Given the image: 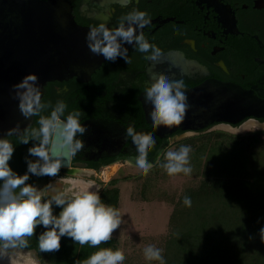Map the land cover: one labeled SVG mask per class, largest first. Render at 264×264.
Listing matches in <instances>:
<instances>
[{
  "label": "flooded vegetation",
  "instance_id": "1",
  "mask_svg": "<svg viewBox=\"0 0 264 264\" xmlns=\"http://www.w3.org/2000/svg\"><path fill=\"white\" fill-rule=\"evenodd\" d=\"M69 2L74 22L86 28L98 26L105 18L108 27L112 28L133 9L146 11L150 23L142 32L148 42L161 50L160 56L179 55L188 66L179 69L170 59H162L155 65V61L145 59L146 55H151L150 52L141 53L133 45H125L130 64L122 58H117L115 62L104 59L86 81L65 79L47 82L40 99L42 105L54 107L61 100L67 105L65 114L72 111L84 113L80 122L87 131L84 136L77 137L84 142V148L74 156L69 155L68 166L61 168L57 176L29 174L27 183L36 186L41 181H63L71 179L79 171L97 173L114 163L120 166L129 161L135 163V145L132 138L126 136L130 125L136 132L154 137L155 144L148 150L147 157L154 165L170 142L191 133L177 131L168 137H159L148 124L142 99L152 83L149 73H155V66L158 69L167 67L172 72L179 70L173 80L182 79L187 88L207 80H218L233 83L264 101V0ZM50 111L51 107L41 110L21 135L5 137L14 146L9 165L18 175L27 171L26 157L33 161L37 159L28 155V149L34 142L23 144L20 138L32 128H38L40 116L49 115ZM251 120L264 123L262 119ZM204 131L195 133L202 134Z\"/></svg>",
  "mask_w": 264,
  "mask_h": 264
},
{
  "label": "clouds",
  "instance_id": "2",
  "mask_svg": "<svg viewBox=\"0 0 264 264\" xmlns=\"http://www.w3.org/2000/svg\"><path fill=\"white\" fill-rule=\"evenodd\" d=\"M149 23L148 13L138 9L122 16L112 28L108 27L105 18L104 22L88 31L87 46L93 54L102 55L110 62L122 58L125 63H131L125 45H133L141 53L150 52L151 55H146L145 59L158 61L161 50L155 44H150L142 32ZM38 85V77L34 74L26 75L21 82L13 85L19 110L26 119L38 115L45 107H51L49 115L40 116L37 122L39 127L32 128L20 138V143L23 144L34 142L28 149V155L37 158L33 161L26 157L25 174L18 175L10 167L14 146L6 138H0V255L10 248L28 247V239L35 235L37 226L42 225L45 231L37 239L41 252L59 251L61 237H68L76 244H87L98 249L83 264H123L125 256L121 250L99 247L112 239L114 230L122 220L119 210L103 203L98 191H90L92 186H89L71 194L57 192L46 199L40 195L41 189L27 183L29 174L55 177L65 166L66 158L54 155L52 151L58 135L69 154L74 156L84 148V142L77 137L84 136L87 131L80 122L84 115L82 111L65 114L67 105L61 100L54 107L42 105ZM187 100L184 81L170 80L164 74L154 76L145 91V102L152 108L150 119L157 127L180 125L189 109ZM15 131L16 129H9L7 136ZM255 131L264 132V125L257 123ZM126 136L131 137L135 145V166L147 175L154 167L147 158L148 150L155 144L154 137L144 132H136L131 125L126 129ZM190 152L191 147L182 144L176 150L164 152V162L159 163L158 159L156 163L169 176L179 173L188 175L192 172ZM183 203L190 207V197L185 196ZM53 204L61 208L58 215L53 213ZM258 235L261 243H264V226L259 229ZM144 256L147 260H158L163 264L162 250L153 245L144 249Z\"/></svg>",
  "mask_w": 264,
  "mask_h": 264
},
{
  "label": "trees",
  "instance_id": "3",
  "mask_svg": "<svg viewBox=\"0 0 264 264\" xmlns=\"http://www.w3.org/2000/svg\"><path fill=\"white\" fill-rule=\"evenodd\" d=\"M182 144L191 147L189 175L197 182L174 206L163 264H264V243L258 235L264 226V132L232 135L215 131L175 143L177 148ZM163 162L164 157L159 159ZM163 170L156 163L149 173L157 175ZM116 184L117 180H110L99 196L103 203L118 209ZM185 196L191 199L190 207L183 203ZM60 211L53 204L54 215ZM43 231L42 225L37 226L28 247L19 248L33 251L40 264H83L98 250L61 237L59 251L41 252L37 239ZM116 245L112 236L99 247L116 250Z\"/></svg>",
  "mask_w": 264,
  "mask_h": 264
},
{
  "label": "water",
  "instance_id": "4",
  "mask_svg": "<svg viewBox=\"0 0 264 264\" xmlns=\"http://www.w3.org/2000/svg\"><path fill=\"white\" fill-rule=\"evenodd\" d=\"M69 1L0 0V138L21 135L33 122L34 116L26 119L21 114L13 89L26 75L38 77L41 99L47 82L86 81L105 59L88 48L86 35L91 28L76 25ZM162 59L174 60L179 69L188 66L179 55L160 56L158 61ZM179 73L155 66V73L151 71L149 78L153 80L154 74H164L173 80ZM184 91L188 112L180 125L170 128L153 125L151 105L143 96L146 120L157 136L168 137L177 131L198 132L221 124L235 127L251 119L264 120V101L233 83L207 80L193 88L184 87ZM9 129L16 131L7 136ZM56 140L53 154L65 157L64 167H67L68 149L59 135Z\"/></svg>",
  "mask_w": 264,
  "mask_h": 264
},
{
  "label": "rangeland",
  "instance_id": "5",
  "mask_svg": "<svg viewBox=\"0 0 264 264\" xmlns=\"http://www.w3.org/2000/svg\"><path fill=\"white\" fill-rule=\"evenodd\" d=\"M257 123L250 120L241 127H229L221 124L204 131L210 133L222 131L232 135H245L255 132ZM202 133V134H204ZM199 135L191 132L183 134L170 142L165 150L178 149L176 142ZM164 153V152H163ZM159 157L160 159L163 156ZM158 160V158H156ZM165 170L157 175H144L135 163H126L120 166L117 163L100 169L97 173L79 171L71 179L57 181H41L36 185L41 189L40 195H55L57 192H71L92 186L90 191H101L110 180H117L119 189L118 210L122 223L114 230L112 236L116 239V249L124 253L123 264H159L158 260H147L144 249L153 245L163 251L165 240L170 228L169 220L179 197L193 187L197 182L192 175L179 173L163 175ZM49 185L48 187H46ZM104 188V187H103ZM0 264H40L33 251L19 248L8 249L0 255Z\"/></svg>",
  "mask_w": 264,
  "mask_h": 264
}]
</instances>
